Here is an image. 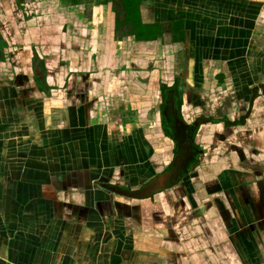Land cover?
Listing matches in <instances>:
<instances>
[{"label": "crops", "instance_id": "1", "mask_svg": "<svg viewBox=\"0 0 264 264\" xmlns=\"http://www.w3.org/2000/svg\"><path fill=\"white\" fill-rule=\"evenodd\" d=\"M137 1L0 0V264H264V0Z\"/></svg>", "mask_w": 264, "mask_h": 264}, {"label": "flooded vegetation", "instance_id": "2", "mask_svg": "<svg viewBox=\"0 0 264 264\" xmlns=\"http://www.w3.org/2000/svg\"><path fill=\"white\" fill-rule=\"evenodd\" d=\"M121 3L122 6L124 7L123 0H121ZM258 88L259 90L264 91V81H260L257 83V85L254 88V92H257ZM175 114L179 116L178 111H175ZM241 117H243V115L237 117L236 118L237 120L236 119L228 120L225 122V124H232V123H235L234 125H236V123L240 124V122L242 121ZM200 120L201 118H194L192 122L189 123V125L190 124L192 125L182 128L184 131L182 133L183 139L180 137L179 139H177L176 135L171 131L172 134L170 135V141H171L170 156L168 157V160L166 164H164V166L162 167L161 171L158 172L159 176L164 174L165 178H163V180L164 182L166 181L168 186L169 184L172 183L173 186L176 183L183 184L184 181H186L189 176L194 174V170L199 163V158L203 155L202 148L198 146V144H196L194 140L195 132L198 126L204 123ZM148 196L150 195H146V197Z\"/></svg>", "mask_w": 264, "mask_h": 264}, {"label": "trees", "instance_id": "3", "mask_svg": "<svg viewBox=\"0 0 264 264\" xmlns=\"http://www.w3.org/2000/svg\"><path fill=\"white\" fill-rule=\"evenodd\" d=\"M131 2L134 4V6H133V10H134L136 8V5H138V1L137 0H123L124 10H125L124 18L126 19V21H129L130 19L134 20L133 16H131V14L133 15L132 7L130 6Z\"/></svg>", "mask_w": 264, "mask_h": 264}, {"label": "water", "instance_id": "4", "mask_svg": "<svg viewBox=\"0 0 264 264\" xmlns=\"http://www.w3.org/2000/svg\"><path fill=\"white\" fill-rule=\"evenodd\" d=\"M190 136H191V135H190ZM190 136H189V138H190ZM187 138H188V136H187ZM164 177H165L164 174H162V175L160 176V178H164ZM135 193H136V195H139V196H140V195H141V196L144 195L143 192H135ZM147 195H148V194H147ZM131 196H135V195H134V194H131Z\"/></svg>", "mask_w": 264, "mask_h": 264}, {"label": "rangeland", "instance_id": "5", "mask_svg": "<svg viewBox=\"0 0 264 264\" xmlns=\"http://www.w3.org/2000/svg\"><path fill=\"white\" fill-rule=\"evenodd\" d=\"M130 6L132 7V13H134V11H133V6H134V4L131 2V4H130Z\"/></svg>", "mask_w": 264, "mask_h": 264}]
</instances>
